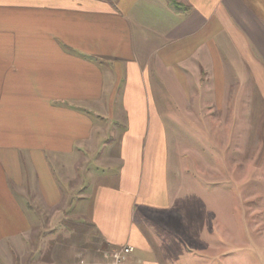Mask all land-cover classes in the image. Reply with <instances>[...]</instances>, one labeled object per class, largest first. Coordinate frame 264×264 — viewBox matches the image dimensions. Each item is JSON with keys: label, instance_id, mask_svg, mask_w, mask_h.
<instances>
[{"label": "crops", "instance_id": "0c3cea01", "mask_svg": "<svg viewBox=\"0 0 264 264\" xmlns=\"http://www.w3.org/2000/svg\"><path fill=\"white\" fill-rule=\"evenodd\" d=\"M229 92H264V0H0V258L68 209L75 264H158L135 220L171 217L179 139L185 179L222 160Z\"/></svg>", "mask_w": 264, "mask_h": 264}, {"label": "rangeland", "instance_id": "374dc122", "mask_svg": "<svg viewBox=\"0 0 264 264\" xmlns=\"http://www.w3.org/2000/svg\"><path fill=\"white\" fill-rule=\"evenodd\" d=\"M229 95L235 105L232 121L215 136L214 151L222 160L200 162L202 175L185 179L179 139L173 174L176 207L171 217L163 225L150 217L143 225L135 220L151 246V254L143 259L158 264H264V92ZM99 124L95 119V128ZM209 133L212 137L213 131ZM102 154V150L89 154L92 170H101ZM188 184L193 192L185 187ZM204 185L212 187L200 191ZM59 211H45L42 225L31 234L34 241L15 242L9 252L1 250L0 264H75L79 257L86 258L83 249L89 231L70 219L68 209L55 216Z\"/></svg>", "mask_w": 264, "mask_h": 264}, {"label": "built area", "instance_id": "2783aa9c", "mask_svg": "<svg viewBox=\"0 0 264 264\" xmlns=\"http://www.w3.org/2000/svg\"><path fill=\"white\" fill-rule=\"evenodd\" d=\"M133 253L131 246L111 248L104 251V260L99 264H122ZM81 264H94L90 261H83Z\"/></svg>", "mask_w": 264, "mask_h": 264}, {"label": "trees", "instance_id": "16d2710c", "mask_svg": "<svg viewBox=\"0 0 264 264\" xmlns=\"http://www.w3.org/2000/svg\"><path fill=\"white\" fill-rule=\"evenodd\" d=\"M169 2H172V0H168Z\"/></svg>", "mask_w": 264, "mask_h": 264}]
</instances>
